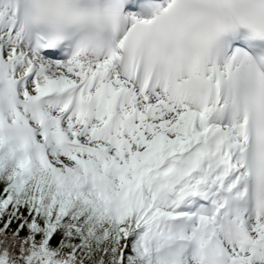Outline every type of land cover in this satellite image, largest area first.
I'll list each match as a JSON object with an SVG mask.
<instances>
[{"label":"snow or ice","instance_id":"1","mask_svg":"<svg viewBox=\"0 0 264 264\" xmlns=\"http://www.w3.org/2000/svg\"><path fill=\"white\" fill-rule=\"evenodd\" d=\"M0 264H264V0H0Z\"/></svg>","mask_w":264,"mask_h":264}]
</instances>
